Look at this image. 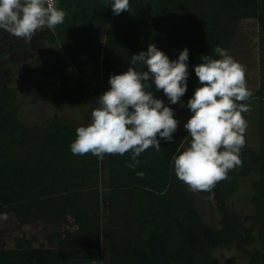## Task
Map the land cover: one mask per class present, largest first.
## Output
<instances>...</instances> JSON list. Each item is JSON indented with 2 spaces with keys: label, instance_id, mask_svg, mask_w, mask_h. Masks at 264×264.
<instances>
[{
  "label": "trees",
  "instance_id": "obj_1",
  "mask_svg": "<svg viewBox=\"0 0 264 264\" xmlns=\"http://www.w3.org/2000/svg\"><path fill=\"white\" fill-rule=\"evenodd\" d=\"M129 3L130 11L117 15L108 32L102 60L98 38L113 13L108 0H57L58 7L68 15L48 39L61 46L57 59L67 57L78 79L73 85H61L59 92L34 87L28 89V94L54 104L76 102L87 90L98 94L101 77L107 91L110 76L127 71L131 56L147 51L152 43L170 60L178 59L183 49L189 50L187 92L181 102L188 101L201 86L194 66L203 62L205 55L218 59L214 52L217 46L230 54L239 22L257 17L260 80L251 96L259 103V151L252 159L259 170L252 183L255 213L245 217L247 225L231 213L225 197L235 190L236 180L228 173L229 179L218 182L217 190L222 226L204 222L195 196L174 172L173 157L190 139L183 125L173 134V141L160 140V151L149 148L137 157L135 168L127 166L131 153L107 154L104 166L103 160L91 153L71 152L76 125L61 118L34 124L21 122L18 88L9 78L0 85V213L12 212L23 223H52L70 216L76 227L63 236L54 235L57 244L52 246L36 245V236L16 237L13 246L0 247V264H104L100 195L103 166L109 190L105 202L109 211V264H234V258L221 261L214 251L238 240L252 245L256 232L260 248L250 252L248 264H264V0ZM11 49L21 57L25 55L22 40L13 42ZM43 52L40 49L22 71L30 72L43 63ZM58 70L55 66L44 72L53 74ZM149 90L173 109L177 119L179 103L170 104L154 84ZM242 156L241 174H247L251 171L249 154L245 151ZM141 172L142 177L137 175Z\"/></svg>",
  "mask_w": 264,
  "mask_h": 264
},
{
  "label": "clouds",
  "instance_id": "obj_2",
  "mask_svg": "<svg viewBox=\"0 0 264 264\" xmlns=\"http://www.w3.org/2000/svg\"><path fill=\"white\" fill-rule=\"evenodd\" d=\"M109 3L114 15L130 11L129 0ZM67 15L57 0H0V30L26 42L45 28L54 32ZM214 52L218 59L205 55L203 62L194 66L201 86L186 105L191 116L183 127L190 139L188 146L173 157L176 177L191 192L210 193L218 182L229 179V171L242 166L241 152L246 144L247 121L242 114L250 111L245 102L252 96L246 69L226 49L217 46ZM188 60L187 48L178 59L170 60L152 43L147 51L131 56L127 71L111 75L110 88L95 100L91 122L76 128L71 152L91 153L99 160L105 154L131 153L127 166L135 168L137 157L145 150L160 151L161 139L173 141L179 121L173 109L149 89L154 84L170 104L181 103L187 92ZM137 175L142 177L143 173ZM7 219V213H0V220Z\"/></svg>",
  "mask_w": 264,
  "mask_h": 264
},
{
  "label": "rangeland",
  "instance_id": "obj_3",
  "mask_svg": "<svg viewBox=\"0 0 264 264\" xmlns=\"http://www.w3.org/2000/svg\"><path fill=\"white\" fill-rule=\"evenodd\" d=\"M116 16L117 15L112 13L110 22L105 26L102 35L98 38L102 60L106 38ZM51 32V30L45 28L38 31L30 42H26L23 39H18L0 30V85L11 78V83L17 86V112L20 121L25 124L41 123L47 119L61 118L77 127L87 126L91 122V110L95 107V100L106 91L104 77H101L98 94L87 90L84 97L76 102L65 101L60 104H54L47 99H34L28 94V89L34 87H44L59 92V87L61 85H73L78 79L76 68L67 57L63 56L57 59V55L61 51V46L48 39ZM257 38L258 27L256 19L244 20L240 23L239 33L233 39L230 50L231 56L236 59V61L245 64L244 67L250 69L249 75L246 76V81L251 92L257 89L255 86L258 81L257 55H259V50ZM18 40H22L25 43L26 51L23 57L19 56L11 49V44ZM40 49L44 51L43 63L37 65L36 68L30 72H23V66L31 62L39 54ZM55 66H59V70L55 73L47 74L44 72L45 68ZM255 100L247 103L250 105V111L242 114L247 121V130L245 133L246 144L241 152V160L243 153L245 151L248 152L251 171L247 174H241L243 164L229 171V173H232L235 177L236 188L225 197V202L231 213L244 221L248 214L255 213V207L251 200L253 193L252 183L259 175L258 168L252 164L253 157L259 151L257 131V123L259 125V112H257L259 103L257 99ZM186 105L187 101H182L178 105L175 114L179 121L178 127L184 125L191 116V112ZM186 143L183 144L180 152L188 146ZM106 161L107 154H105L102 161L103 165ZM104 166L102 167L100 186V195L103 202L102 220L105 226L102 239L105 254L104 264H109V236L107 229L109 211L105 203L109 190L108 176L106 175L107 170ZM217 190L218 183L210 193L190 192L196 198V206L200 210L204 222L221 227L223 211L220 207ZM7 214V220H0V247L13 246L15 244V238L23 235L26 237L36 236L37 239L34 241L36 245H56L57 243L53 241L54 235L62 236L76 227L71 217L57 220L52 223H46L44 221L23 223L14 213L10 212ZM245 224L247 225L249 223L245 221ZM255 237L256 240L252 245H246L241 240H238L232 245H220L214 253L221 261L232 257L234 258V264H248L250 252L260 248L257 232Z\"/></svg>",
  "mask_w": 264,
  "mask_h": 264
},
{
  "label": "crops",
  "instance_id": "obj_4",
  "mask_svg": "<svg viewBox=\"0 0 264 264\" xmlns=\"http://www.w3.org/2000/svg\"><path fill=\"white\" fill-rule=\"evenodd\" d=\"M249 19H256V21H257V27H258V19H257V17H249V18H244V19H242L240 22H239V24H238V27H237V32H236V35L233 37V39L237 36V34L239 33V27H240V23L242 22V21H244V20H249ZM233 39H232V41H233ZM257 43H258V38H257ZM258 50H259V48H258ZM230 55H231V52H230ZM257 57H258V60H257V62H258V65H257V76H258V81H257V84H256V88L258 87V85H259V80H260V66H259V55H257ZM236 60V59H235ZM240 63V62H239ZM242 64V63H241ZM242 65H245V64H242ZM246 69V76L247 75H249V71H250V69L249 68H245ZM246 80H247V77H246ZM247 87L249 88V86H248V84H247ZM254 87V86H253ZM256 99V97H253V98H251L250 100H248L247 102H245V103H249V102H251V101H254ZM256 101V100H255ZM258 101V100H257ZM258 112V111H257ZM257 131H258V123H257ZM68 217H70V216H68ZM68 217H63V218H61V219H58V220H62V219H64V218H68ZM63 236V235H62Z\"/></svg>",
  "mask_w": 264,
  "mask_h": 264
}]
</instances>
